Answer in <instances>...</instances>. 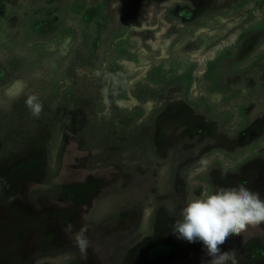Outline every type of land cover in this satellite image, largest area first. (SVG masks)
<instances>
[{
	"label": "rangeland",
	"instance_id": "obj_1",
	"mask_svg": "<svg viewBox=\"0 0 264 264\" xmlns=\"http://www.w3.org/2000/svg\"><path fill=\"white\" fill-rule=\"evenodd\" d=\"M240 182L264 199V0H0V264H206L172 226ZM232 248L264 264V226Z\"/></svg>",
	"mask_w": 264,
	"mask_h": 264
},
{
	"label": "clouds",
	"instance_id": "obj_2",
	"mask_svg": "<svg viewBox=\"0 0 264 264\" xmlns=\"http://www.w3.org/2000/svg\"><path fill=\"white\" fill-rule=\"evenodd\" d=\"M25 104L33 116L39 117L42 104L37 97L29 96ZM200 163L206 164L207 161ZM9 199L11 202L13 198ZM261 226H264V199L259 192L240 182L232 186H218L211 192L205 187L199 195L189 196L172 231L189 243L201 242L209 258L206 264H240L237 251L233 248L222 251V246L250 228ZM64 231L86 257L90 243L88 225L83 224L75 230L69 223Z\"/></svg>",
	"mask_w": 264,
	"mask_h": 264
},
{
	"label": "flooded vegetation",
	"instance_id": "obj_3",
	"mask_svg": "<svg viewBox=\"0 0 264 264\" xmlns=\"http://www.w3.org/2000/svg\"><path fill=\"white\" fill-rule=\"evenodd\" d=\"M17 225H19V224H17ZM22 226H23L24 228H27V227L31 226V223H29V221H28L27 223L22 224ZM10 230H11V229H9V231H10Z\"/></svg>",
	"mask_w": 264,
	"mask_h": 264
},
{
	"label": "bare ground",
	"instance_id": "obj_4",
	"mask_svg": "<svg viewBox=\"0 0 264 264\" xmlns=\"http://www.w3.org/2000/svg\"><path fill=\"white\" fill-rule=\"evenodd\" d=\"M113 224H115V223H113ZM157 231V230H156ZM161 253V252H160ZM158 256V255H157Z\"/></svg>",
	"mask_w": 264,
	"mask_h": 264
}]
</instances>
